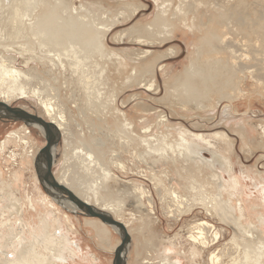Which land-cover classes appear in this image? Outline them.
Wrapping results in <instances>:
<instances>
[{"label":"bare ground","instance_id":"obj_1","mask_svg":"<svg viewBox=\"0 0 264 264\" xmlns=\"http://www.w3.org/2000/svg\"><path fill=\"white\" fill-rule=\"evenodd\" d=\"M91 1L80 3L77 8L72 6L71 0H0L2 49L6 52L10 44L1 40L19 43V47H15L17 55H0V100L9 104L13 98H36L41 109L37 115L55 125L59 136H63L65 146L71 144V107L78 109L80 119L87 124L92 122L83 118L85 112L82 110H93L97 114L96 119L101 122L98 123L100 128L105 127L118 138L120 151L109 160L117 169L125 172L127 162L122 155L130 153L132 148L134 155L139 158L138 164L150 165L147 171L150 172L155 193L166 213L177 219L201 208L205 215L217 217L232 226L233 234L227 248L211 250L210 243L218 240L219 231L207 220H201L189 227L190 239L187 240L186 253L181 244L169 241L161 247H154L152 255L142 264H181L177 258L179 254L188 256L190 264H264V214L259 212L257 221L255 217L248 216L247 207L239 193L241 178L235 174L231 176L233 161L228 153L229 145L232 144L229 135L226 132L213 135L196 133L181 124H169L170 120L165 115H158L150 122L151 119L145 115L147 112L143 111L132 120L124 109L127 99L120 98L121 90H117L114 81V88L108 85L111 75L129 71L124 64L127 62L125 56L129 55L131 58L128 59L134 62H128L131 70L120 76V84H137L141 87V82H144L146 91L158 88L154 73L155 60L146 62L152 54L151 50L120 53L119 50L106 47V37L113 25L128 20L144 4L115 0L116 4H120L117 10L129 6L131 14L121 19L119 15L124 14L116 13L110 16L111 19L98 22L94 13L86 11V3ZM175 1L177 3L174 6ZM153 2L156 12L150 21L132 25L115 34L112 39L116 43H123L125 37H132L134 42L141 45H153L167 42L175 35L176 28L180 27L190 35L198 34V39L193 40L189 64L182 75L172 80L175 92L172 93L174 99L170 101L173 104L205 109L206 105L212 107L206 104L210 102L211 96H217L216 100L232 98L237 95L233 91L237 88L235 80L241 78L238 74L249 77L254 85L261 84L264 87V7L260 10L256 8L255 16L252 13L251 17L244 6L245 0ZM97 6L112 13V9L102 4ZM200 8H203L202 12ZM78 15L90 18L84 20ZM204 16L207 21H204ZM99 23L103 26H98ZM177 52L176 47L171 46L156 59L170 57ZM17 57L23 58L26 64L32 60L33 65L25 70L16 68L14 63ZM68 69L70 76L66 78L67 74H64L68 73ZM147 72L151 76L145 79L144 74ZM32 80H37V85L31 86ZM68 83H74L76 88L82 90L86 100L84 105L82 103L83 107L79 108L78 94L69 92L72 103H68L66 95L60 94L66 91ZM96 84L107 86L108 99L105 101L100 98L103 92L95 88ZM73 123L80 125L76 119ZM30 126L37 128L44 136L39 125ZM238 128L240 136L245 138L244 144L255 140L254 135L247 138L244 126ZM260 128L259 143L264 144V126ZM29 133L28 126L21 124L17 130L9 131L0 140V264H65L70 259L80 257L83 252L74 240L77 231L73 219L42 193L35 171L30 173L32 184L24 179V170L30 169L38 151V148L33 149L30 145ZM96 140L90 138L85 141L82 138L79 145L72 147L75 149L72 154L83 165L84 177L91 174L89 170L94 166H98L102 173L92 182L84 184L85 178H75L74 174L66 170L55 176L57 182L123 222L129 234L132 230H139L135 225L137 221L142 225L141 228L148 226L155 211L154 195L145 187H140L136 193L133 187L120 184L119 175L105 163L102 147L105 140L100 139L98 143ZM10 144H22L23 152L19 154L12 149L5 156ZM56 146L51 149L52 165ZM205 152H209L210 156L206 157ZM154 166L159 168L153 169ZM225 172L229 175L228 179L224 177ZM129 197L131 200L126 203ZM60 203L73 207L69 201ZM85 225L94 231L97 243L112 253L119 242L118 239L114 241L113 235L118 233L117 228L97 218H86ZM128 247L124 253L126 263ZM89 257L96 264L97 255L91 253Z\"/></svg>","mask_w":264,"mask_h":264},{"label":"rangeland","instance_id":"obj_2","mask_svg":"<svg viewBox=\"0 0 264 264\" xmlns=\"http://www.w3.org/2000/svg\"><path fill=\"white\" fill-rule=\"evenodd\" d=\"M85 1H89V0H71V4L72 6L79 8L80 6L78 5H80V3L84 4ZM126 1L133 2L136 5L144 4V6H142L141 9L139 8V10L135 12V14H132L128 20H124L121 23L113 25L111 32L106 37V41H107L106 47L108 49L119 50L120 53H124V52L126 53L128 51L136 52L137 50H151L152 54L147 58L146 62L149 61L152 62L155 60L156 71L154 70V73L158 88L154 91L153 90L146 91L144 89L145 88L144 82H141L140 84L141 87H139V85L137 84H129L125 86L120 84L121 83L119 80V78H121L120 76H124V74H127L131 70V66L129 65V63L134 62L128 59L131 58L129 55L125 56L127 62L124 63L127 66V70L129 71L120 75L114 73L113 75H111V80L109 81L108 85L111 88H114L115 85L113 83L115 82L117 90L118 91L121 90L122 94L120 95V98L127 99L124 109L128 111V115L132 120L135 117H138L139 113H142L141 111H143V112H147L145 115L147 116L148 119H151L150 122H152L153 119L155 120V117L157 118L158 115H165L168 121L170 120L169 124H181L186 129L194 131L196 133L213 135L214 133L226 132L229 135L228 137L230 138L232 143L231 145H229V150H228V153H230V157L233 161V173H231V176H233L232 174H235L241 178V187L239 188L240 190L238 189L239 193L243 198L242 200H244L243 201L244 205L247 207L248 216L255 217L254 218L255 221H257L256 217L259 215V212L264 214V196H263L264 195L263 193L264 144L259 143V141L261 140L259 133L262 131L260 127L262 125L264 126L263 85L261 84H259L260 86L254 85L249 77L238 74V76L240 75L241 78L235 80L237 81L235 84L237 88L233 91L234 93L236 92L237 95L232 98L224 97L216 100L215 97L218 98L217 96H211L210 102L209 103L206 102V104H210L212 107L206 105L205 109L204 108L195 109L190 106L187 108L186 106L181 107L180 105L173 104L174 102L172 103L170 101V99L171 100L174 99L172 97V93L175 92L174 82H172V80H174L176 76L182 75L183 72L185 71V66L189 64V58L191 57V51L193 48L192 47L193 40L198 39V34H196L195 36H193L192 34L190 35L188 31L180 27V28H176L175 35L171 39L167 40V42L164 41L161 44L141 45L139 43L134 42V39L132 37H125L123 43H116L112 39V37L115 34L117 35L118 32L123 31L131 27L132 25L135 26L137 23H140L141 25L145 24L154 17V14L156 12V5L154 4L153 0H135V1L126 0ZM245 1L246 3H244V6L246 7V9L248 8L247 11L250 13L251 17H252V13L253 16H255L256 8L260 10L262 9V7H264V0H257L258 2H256V0H245ZM111 2L113 3L110 4ZM176 3L177 1L174 2V6L176 5ZM248 3L251 4L249 5ZM98 4H102L103 6H105V8L112 9V13H109V10L104 9V7L102 6H97ZM118 6H120V4H116L115 0H109V1L92 0L91 2L86 3V7L85 5H83V7L87 8L86 11L90 12V14L94 13L95 15L94 18L98 22L99 21L101 22V20L108 18L111 19L112 17L110 16L116 13L124 14V15L122 14L119 15L121 19L131 14L130 13L131 8L129 6H124L125 8H123V10H117ZM250 8L252 9L250 10ZM201 10H203V8H200V11ZM100 15L101 16L104 15V18H101ZM199 15L200 12L197 14V16ZM78 16L83 18L84 20H86V18L87 19L90 18V16H88L89 18L82 17L81 15ZM249 18L246 21H248ZM203 19L204 21H207L206 16H204ZM98 26H103V25L99 23ZM1 41L5 43L8 42L7 45L10 44V46L9 47L7 46L6 52L8 53H6L5 50L2 49L3 46H1L0 44V53H1L0 55L3 56L4 55L7 56V54L9 56L17 55L16 50L19 47V43L17 41H15L17 42V44L9 39L7 41L4 40ZM171 46L176 47L178 51L175 55L166 58L161 57L156 59V56L163 55L164 52L167 50V48ZM10 47L11 50L9 49ZM8 49L10 50V52H14V53H10ZM16 60L14 63V66L16 68H21L25 70L33 65L32 60L29 61L28 64H26L24 62V59L21 57H17ZM139 62H143V61H139ZM160 66L161 68L159 69ZM66 71L68 73L65 72L64 75L66 76L67 74L66 78H68L70 76V70L68 69ZM41 74L44 76L43 73ZM144 75L146 76L145 79L150 78L151 76L150 72H147ZM50 78L52 80V76H50ZM30 83L32 84L31 86H34L37 85L38 81L32 80ZM67 85L68 86L66 88V91H63L60 94L62 96L66 95L67 99L66 98L65 99L68 101V103L69 102L72 103L73 100V98L69 99L71 92L74 93V95L75 93L78 94L80 98L78 96L75 97L80 99L77 100L80 106L79 108L83 107L86 100L82 94V90L76 88L74 83L73 84L68 83ZM69 87H71V89ZM105 87H107L105 84H96L95 86L96 89H99L101 92H103L102 96H100V98L103 99V101L108 99V97L106 96L108 95V93ZM72 88L74 90H72ZM69 89L72 91H70ZM168 93L170 95L169 97L168 96L166 97L165 95H168ZM219 100L220 102H217ZM37 104L38 102L36 98L33 97L27 99L24 98L20 100H16L13 98L9 102V105L11 106L23 107L29 112H32L34 114H39L41 112V109L38 106L39 104L38 105ZM191 105L193 106L194 102H192ZM71 108H72V112L70 113L69 116V121L71 124L70 129L73 133V135L72 133L70 135V137L72 136L71 144L69 146H65V142L63 141V136H62L58 145L56 146L55 156L53 159L54 165L52 167L54 176H58L63 171L68 170L70 174L75 175V178H79L80 180L82 178L83 179L85 178L84 184H87L89 182H92V180H95L96 177L102 173L101 169H99L98 166H94L93 169L89 170L91 171V174L88 177H84L85 174H84L83 165L80 164L77 160H75L76 159L75 156L73 157L72 153H74L75 149L74 148L72 149V147L79 145L80 140L82 138H84L85 141H88L90 138L97 139L95 141L97 143L101 139V140H105L104 141L105 144H103L102 146L103 151H105V156H104L105 163L108 165V167L110 168L112 167L111 168L112 171H114L116 174L119 175L121 179L120 184L123 185L127 184L130 188L133 187V191L136 193L139 192L140 187L142 188L145 187L144 189L150 190L154 195L155 211H154V215L152 216L153 217L152 221L149 223L148 226L144 228H141L142 225H140L139 221H137V224L135 225H137L136 228H139V230L136 231L132 230L133 232L130 233L131 240L129 242V247H128L129 255L127 256V264L145 263L146 260L148 259L147 257L152 255L151 253L153 252L154 247L156 246L161 247L162 244L169 241H173L177 245L181 244V248L186 253V250L188 248L187 240L190 239L189 227L201 220H207L209 223L214 225V228L216 230L219 231L220 237L218 238V240L211 241L210 243L211 250L218 251L221 250V248L224 247L227 248L230 246V239L233 234L232 226L224 222H221L220 220H218L217 217H211L209 215L208 216L205 215L203 209L196 208L192 212L181 216L182 218L178 217L177 219L173 218L168 213H166L164 207L161 206V202L157 197L158 195L157 193H155L156 191L154 189V185L152 184L153 182L149 177L150 172H148L149 171L148 169L150 165L145 166L144 163H139L140 164L139 165L138 164L139 158L136 155H134L135 154L134 150L131 148L130 153H123L122 155V157L127 162L126 171L122 172L119 169H117L109 159H111L114 155L116 156L118 154V151H120L118 149V138L115 137L112 132H109L105 127L100 128V125L98 123L101 122L98 121V119H96L97 114L93 112V110L89 108H84L82 110L85 113L90 112L89 113L90 116L88 113L86 114L84 113L83 115V118L85 117V120L87 119L90 120V122H92L90 124H87V122L80 119L78 114V109L76 110L73 107ZM86 109L88 111H85ZM75 119L77 120V122H80L79 126L73 123V120ZM21 124L24 123L20 121L17 122L0 121V140H2L9 131L17 130ZM26 126H28L30 130L29 133L30 135L28 136L30 145L32 146L33 149L36 148L39 149L44 145L45 137L41 135L40 131L37 128L31 127L30 125H26ZM242 126H244L247 138H252L253 135L255 136V140H253L251 143L247 145L244 144L245 138L240 136V133H238L240 132V129L238 127H242ZM81 131L83 132L82 133L83 136L81 134ZM111 145L114 146L112 147ZM219 145L223 147V144L220 142ZM22 146H23L22 144L20 145L10 144L7 149V152L5 153V156L8 155L12 149L13 150L15 149L14 151L19 154L22 153L23 152ZM27 150H30V148H27ZM204 154L206 155V157L210 156L209 152H205ZM30 166H31L30 169L28 168L24 170V179L27 180L28 183L32 184L30 173L33 174V171H35L34 161ZM41 166L42 167L45 166L43 161L41 163ZM156 168L158 169L159 167L156 166L153 167V169ZM92 174L93 176H91ZM224 177L228 179L229 175L225 172ZM141 184L142 185L144 184V186H142ZM38 186L42 191V193L46 194L55 203V205L59 207L61 211L68 213L70 217L73 219L72 223L75 227V231H77L75 232L74 240L80 245L83 255L80 254V257H75L74 259H70L65 264H90L91 262H92L91 264H95L93 260L92 261L90 260L89 256L91 253L96 254L98 257V261L96 262V264H111L113 252L111 253L109 250H107V248L101 246L100 243H97V241L94 238L95 235L94 231L93 230L91 231L90 227L85 225V219L88 217L71 213L66 209L62 208L59 204L61 205L64 204L57 202L50 195H48L43 190L42 186L39 184V181H38ZM135 186H137V189H134ZM110 187H112L111 182H110ZM129 200H131L130 197L128 198L126 203H128ZM113 235H114V241H116L117 239L120 240L119 233H113ZM211 237L212 236L210 235L209 238ZM99 246L103 248H100ZM177 258L179 261L181 260V264H190V260L188 256H182V254H179L177 255Z\"/></svg>","mask_w":264,"mask_h":264},{"label":"water","instance_id":"obj_3","mask_svg":"<svg viewBox=\"0 0 264 264\" xmlns=\"http://www.w3.org/2000/svg\"><path fill=\"white\" fill-rule=\"evenodd\" d=\"M0 121H20L25 125L37 124L43 129L45 143L38 149L34 157V170L39 184L42 186L43 190L57 202H71L73 204L72 208L59 204L67 211L77 215H83L88 218H97L103 223L117 228L120 240L113 250L111 264H127L124 259V253L127 250L131 236L123 222L115 219L111 214L87 202L76 195L71 189L57 182L52 171L53 165L51 149L59 143L61 137L59 136L55 125L51 121L45 120L43 117L29 112L23 107L11 106L1 100ZM42 161L44 162V167L41 166Z\"/></svg>","mask_w":264,"mask_h":264}]
</instances>
